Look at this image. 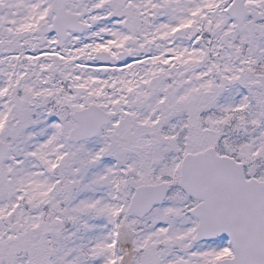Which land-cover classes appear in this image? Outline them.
<instances>
[{
    "label": "snow or ice",
    "instance_id": "obj_1",
    "mask_svg": "<svg viewBox=\"0 0 264 264\" xmlns=\"http://www.w3.org/2000/svg\"><path fill=\"white\" fill-rule=\"evenodd\" d=\"M0 264H264V0H0Z\"/></svg>",
    "mask_w": 264,
    "mask_h": 264
}]
</instances>
